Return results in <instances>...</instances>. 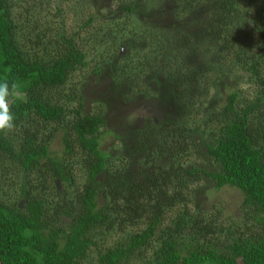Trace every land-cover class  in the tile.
<instances>
[{
    "label": "trees",
    "instance_id": "obj_1",
    "mask_svg": "<svg viewBox=\"0 0 264 264\" xmlns=\"http://www.w3.org/2000/svg\"><path fill=\"white\" fill-rule=\"evenodd\" d=\"M51 1L0 0V81L16 85L15 126L0 133V264H264V0H95L78 31L62 1L42 16ZM84 30L112 42L95 73L110 70L125 100L156 83L178 109L134 129L118 168L106 115L85 113L83 92L78 108L62 102L89 65ZM201 147L214 169L190 160ZM203 175L242 192L239 219L193 208Z\"/></svg>",
    "mask_w": 264,
    "mask_h": 264
},
{
    "label": "rangeland",
    "instance_id": "obj_2",
    "mask_svg": "<svg viewBox=\"0 0 264 264\" xmlns=\"http://www.w3.org/2000/svg\"><path fill=\"white\" fill-rule=\"evenodd\" d=\"M54 1H62L60 6L65 11L64 15L68 18L71 31L80 30L78 22L81 19L83 20L82 22H87L90 18L89 15L97 8L95 0H52L51 3H54ZM51 6V8H53V11H51L52 13H48L49 8H47L46 11H42V16L49 15V18L55 16L56 5L54 3ZM95 25H104L103 19H97L93 26ZM85 30L81 32L80 37L83 39L81 42L85 44L88 50L89 65L84 70L76 72L71 76L65 89L62 102L68 103L70 109L78 108V96L83 92L86 102L85 113L90 115H106L108 123L102 128V148L112 154L115 160L114 166L118 168L127 162L122 160V157L127 155V151L129 153L136 144L135 142L137 140L132 136L134 129L146 126L147 123L151 121L155 122L157 125H163L166 121H170L174 118L178 109L173 107L171 109L170 107L171 92L162 91L166 96L162 95L156 83L151 84L153 88L147 95L140 93L144 89L131 87L125 94H129L135 98L131 101L125 100L124 95L120 94V92L124 93V90L122 87H119L118 84L114 83V76L110 75V70L103 71L100 74L95 73L98 68L102 67L103 59L110 53L114 54L115 51L111 48L112 42L106 39L103 43L98 42L97 37H89ZM124 53L125 51L120 52L123 56ZM113 68L115 70L112 71L117 72L116 68ZM239 86H242L243 89H248V87H250L244 80ZM74 94H76L77 97L73 98ZM224 100L225 98H223L219 104L223 106ZM127 132H129L128 140L126 139L128 135ZM56 146L58 148L61 145L57 142ZM133 158L134 156L131 154L130 159ZM140 160L143 162V157H139V161ZM190 160L194 163L199 161L202 168H207L209 170L214 169L211 165V161L205 156L202 147L200 149V154L194 153ZM130 163H133V160ZM111 170L114 172V169ZM196 187L198 192L193 206L195 210L205 209L208 214L214 215L216 210L225 209L226 215L231 216L235 220L240 218V205L243 201V194L241 191L230 187L217 190L214 183L204 175L196 182ZM228 218L229 217H226V219ZM222 220L225 221L223 218ZM120 235L117 233L114 234L109 241H107L106 246L114 245V242L119 239ZM90 259V262L87 261L86 264H96V262H94L96 261L95 254H93Z\"/></svg>",
    "mask_w": 264,
    "mask_h": 264
},
{
    "label": "clouds",
    "instance_id": "obj_3",
    "mask_svg": "<svg viewBox=\"0 0 264 264\" xmlns=\"http://www.w3.org/2000/svg\"><path fill=\"white\" fill-rule=\"evenodd\" d=\"M16 88L15 84L0 81V133L6 134L15 126V115L10 107V96Z\"/></svg>",
    "mask_w": 264,
    "mask_h": 264
}]
</instances>
